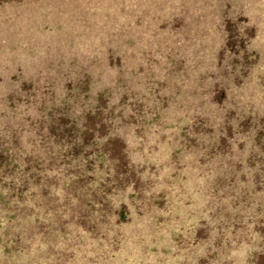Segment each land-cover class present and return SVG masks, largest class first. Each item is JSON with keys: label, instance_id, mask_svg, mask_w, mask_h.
Returning <instances> with one entry per match:
<instances>
[{"label": "rangeland", "instance_id": "obj_1", "mask_svg": "<svg viewBox=\"0 0 264 264\" xmlns=\"http://www.w3.org/2000/svg\"><path fill=\"white\" fill-rule=\"evenodd\" d=\"M262 35L264 0H0V264H264Z\"/></svg>", "mask_w": 264, "mask_h": 264}, {"label": "trees", "instance_id": "obj_2", "mask_svg": "<svg viewBox=\"0 0 264 264\" xmlns=\"http://www.w3.org/2000/svg\"><path fill=\"white\" fill-rule=\"evenodd\" d=\"M264 38V35H262ZM257 40V38H256ZM201 44H205L204 42H201ZM80 92L82 93V90H80ZM75 93H78V88L75 90ZM82 105V101L80 99H78L76 102H71V100H69V97H61L59 98V100H56L55 102L50 103L47 106V111L46 113H48V115L50 117H55V116H63V117H68L69 114L71 113V111L78 109H80V106ZM77 111V110H76ZM163 122V121H162ZM251 225L253 226H257L260 224V228H262V225L259 221V216L258 215H253L251 217ZM255 230V232L252 231L251 229V233H253V238L245 244V248L247 250H250L251 246L253 245V249L252 251L255 249V246L259 249V244L261 241V237H260V232H258V230Z\"/></svg>", "mask_w": 264, "mask_h": 264}]
</instances>
